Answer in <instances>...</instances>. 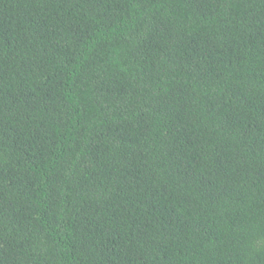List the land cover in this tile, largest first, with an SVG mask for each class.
<instances>
[{
	"label": "trees",
	"instance_id": "obj_1",
	"mask_svg": "<svg viewBox=\"0 0 264 264\" xmlns=\"http://www.w3.org/2000/svg\"><path fill=\"white\" fill-rule=\"evenodd\" d=\"M0 264H264V0H0Z\"/></svg>",
	"mask_w": 264,
	"mask_h": 264
}]
</instances>
